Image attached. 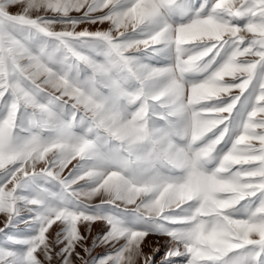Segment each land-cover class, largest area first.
Returning a JSON list of instances; mask_svg holds the SVG:
<instances>
[{"label":"snow or ice","instance_id":"snow-or-ice-1","mask_svg":"<svg viewBox=\"0 0 264 264\" xmlns=\"http://www.w3.org/2000/svg\"><path fill=\"white\" fill-rule=\"evenodd\" d=\"M0 264H264V0H0Z\"/></svg>","mask_w":264,"mask_h":264},{"label":"bare ground","instance_id":"bare-ground-1","mask_svg":"<svg viewBox=\"0 0 264 264\" xmlns=\"http://www.w3.org/2000/svg\"><path fill=\"white\" fill-rule=\"evenodd\" d=\"M154 239H155V238H153V237H152V238H150V240H154ZM161 243H163V240H161Z\"/></svg>","mask_w":264,"mask_h":264},{"label":"rangeland","instance_id":"rangeland-1","mask_svg":"<svg viewBox=\"0 0 264 264\" xmlns=\"http://www.w3.org/2000/svg\"><path fill=\"white\" fill-rule=\"evenodd\" d=\"M150 238H152V237H150ZM150 238H149V239H150ZM153 238H154V237H153ZM146 250H147V249H146Z\"/></svg>","mask_w":264,"mask_h":264}]
</instances>
